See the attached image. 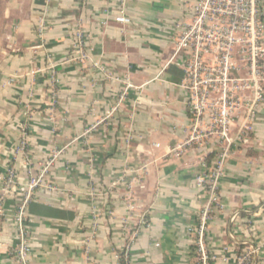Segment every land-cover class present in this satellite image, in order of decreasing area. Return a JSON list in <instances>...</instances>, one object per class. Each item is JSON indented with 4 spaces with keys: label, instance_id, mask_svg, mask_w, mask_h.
<instances>
[{
    "label": "crops",
    "instance_id": "0c3cea01",
    "mask_svg": "<svg viewBox=\"0 0 264 264\" xmlns=\"http://www.w3.org/2000/svg\"><path fill=\"white\" fill-rule=\"evenodd\" d=\"M190 1L0 0V186L11 164L17 178L0 216V264H15L16 200L55 149L49 180L56 188H38L27 209L33 264H125L119 256L134 229L128 264L192 261L204 199L195 176L201 158L212 164L219 144L174 152L190 117L180 86L184 59L174 55L172 37L175 24L191 16ZM121 7L129 24L114 19ZM77 23L100 67L65 61ZM48 59L56 65L55 97ZM261 84L248 141L235 143L225 161L222 208L208 228L213 264H234L236 246L248 244L258 247L251 264H264ZM245 117L244 109L233 117V134ZM24 126L26 152L16 154ZM141 163L142 174H124Z\"/></svg>",
    "mask_w": 264,
    "mask_h": 264
},
{
    "label": "built area",
    "instance_id": "2783aa9c",
    "mask_svg": "<svg viewBox=\"0 0 264 264\" xmlns=\"http://www.w3.org/2000/svg\"><path fill=\"white\" fill-rule=\"evenodd\" d=\"M190 8V18L175 24L172 37L174 55L181 53L184 59L180 86L187 94L186 107L190 117L184 126L182 139L174 146V152L181 155L194 147H205L212 140L219 144L212 164H207L201 158L200 169L195 176L197 187L204 192V199L192 230L193 258L189 263L213 264L217 255L208 240V228L214 211L222 208L219 187L225 175V161L235 143L248 141L251 130L249 118L262 96L264 10L260 0H192ZM114 19L122 24H129L131 21L124 7L119 8ZM93 53L94 48L88 42V35L77 23L65 61H73L86 67L93 63L95 67H100L93 60ZM55 66V62L48 59L46 70L52 97L56 94ZM242 109L245 110L246 117L238 132L233 134V117ZM22 133L23 138L15 149L16 154L26 152L25 126ZM87 133L88 130L83 133L84 142L87 141ZM58 154L59 150L55 149L40 162L35 174L29 173L25 187L16 200L13 217L17 241L12 249L15 264H33L27 209L38 188H56L49 180V172ZM145 167L146 164L141 163L134 169H125L124 174H142ZM16 186L17 178L11 164L6 167L0 186V216L4 213L6 200L12 196ZM126 198L127 208L132 211L134 206L130 194ZM139 223H144L143 217H140ZM136 234L137 229L127 231V241L119 256L125 264L129 263V250ZM228 235L233 238L232 233ZM257 252L258 247L252 244L236 246L234 264H251Z\"/></svg>",
    "mask_w": 264,
    "mask_h": 264
}]
</instances>
